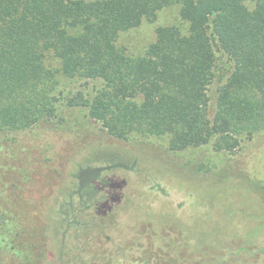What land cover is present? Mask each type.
I'll list each match as a JSON object with an SVG mask.
<instances>
[{
	"label": "trees",
	"instance_id": "1",
	"mask_svg": "<svg viewBox=\"0 0 264 264\" xmlns=\"http://www.w3.org/2000/svg\"><path fill=\"white\" fill-rule=\"evenodd\" d=\"M173 5L179 24L159 27L145 54L116 45ZM223 59L233 67L211 120L207 85ZM62 78L102 84L74 91ZM76 107L113 137H166L172 149L215 139L235 151L264 131V0H0V264H39L97 192L108 166L76 162L63 183L49 146L24 139Z\"/></svg>",
	"mask_w": 264,
	"mask_h": 264
},
{
	"label": "rangeland",
	"instance_id": "2",
	"mask_svg": "<svg viewBox=\"0 0 264 264\" xmlns=\"http://www.w3.org/2000/svg\"><path fill=\"white\" fill-rule=\"evenodd\" d=\"M179 18V6L161 9L122 31L116 45L143 55L157 29ZM217 65L224 72L207 85L211 120L233 67L228 59ZM101 84L62 78L61 87ZM65 110L67 122L43 124L24 139L49 146L61 182L76 162L108 167L93 182L97 192L76 232L61 247L46 244L39 264H264V131L246 135L233 152L216 150L215 139L172 149L166 137H113L87 109Z\"/></svg>",
	"mask_w": 264,
	"mask_h": 264
}]
</instances>
